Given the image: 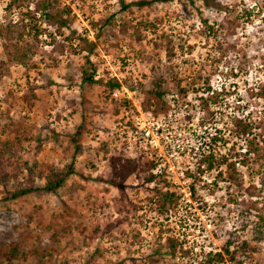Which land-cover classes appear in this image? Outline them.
Returning a JSON list of instances; mask_svg holds the SVG:
<instances>
[{"label": "rangeland", "instance_id": "374dc122", "mask_svg": "<svg viewBox=\"0 0 264 264\" xmlns=\"http://www.w3.org/2000/svg\"><path fill=\"white\" fill-rule=\"evenodd\" d=\"M9 1L0 142L14 145L0 163V264H203L226 242L234 259L218 264H264V0H59L65 27L39 0ZM156 80L164 109L153 113L145 92ZM214 133L215 156L236 172L199 165L200 138ZM112 157L134 164L119 187ZM166 191L176 207H162ZM168 238L182 245L173 257Z\"/></svg>", "mask_w": 264, "mask_h": 264}, {"label": "trees", "instance_id": "16d2710c", "mask_svg": "<svg viewBox=\"0 0 264 264\" xmlns=\"http://www.w3.org/2000/svg\"><path fill=\"white\" fill-rule=\"evenodd\" d=\"M19 1L20 0H10L7 4V7L8 8L11 6L20 7ZM39 1L40 2L37 4V7H39L38 9H39V11H40V13L44 19H46L49 22H52L53 24L55 23L56 25H59L60 27L67 26V18L64 20H62L60 18V15L62 13L64 14L65 11L63 9H60L59 0H39ZM203 1H207V0H203ZM137 5H142V3H138ZM127 6L128 5H126L125 7H127ZM33 29L36 31V33H37L36 37H37L39 34L37 26H34ZM0 38L3 39L4 41H10L12 39L11 29L8 28L7 26L2 28V30H0ZM16 48H17V50H16V52H14L15 56L12 55V57H13L12 59L17 60L19 62H23L27 53H25V51H24L23 57L17 58L16 55H18V47H16ZM90 51L91 50L89 49V52ZM86 61H88V60H86ZM82 73L84 75L83 80H85L89 83L94 82L93 74L86 75L85 70H83ZM108 84L110 85L111 88L120 87L119 84H117L113 81H110ZM164 94H165V90H164V88H162L160 82L157 80L154 81L152 88H150L149 90H147V92H145V96H146L145 98H146V102L148 104L147 108L151 109V111L153 113H158V112L162 111L164 109V103L162 102V97ZM203 112L205 114V116H204L205 118H209V116L211 115L209 108L206 106H203ZM205 133H207L206 130H205V132H203V134H205ZM209 135L210 136L207 135V136L200 138V139H203V142L201 143V145L204 144L205 149L201 150V152L199 153V155H200L199 156V165H201V164L204 165V172H210L211 170L218 169V167L221 165H226V172H236V167H235L234 162L228 161L227 155H220L219 154V155L215 156V154H214L215 150L212 147L219 140H217L218 138L216 137L215 133L209 134ZM13 145H14V143L12 144L8 141L0 142V163L3 161H9L8 158H5L6 157L5 155H7L11 152V150L13 149ZM201 145H199V147H201ZM238 156L242 157V156H245V154H239ZM238 163H240V164L244 163L245 164V162H244V160H242V158H239ZM109 168H110L112 176L114 177V180L111 181L110 183L116 187H119L121 185V183L132 173V171L134 169V164H133V162H131L129 160H122L120 158L112 157L109 160ZM220 171L221 170H219L217 172V174H220L221 173ZM27 172H28V175H31V170H28ZM72 172H73V170H72V168H70L68 170V172L66 174H64L63 176H60L59 174L55 173V174H53L54 177H46L44 190L54 193L64 183L65 178H66L65 175H69ZM217 177L219 178L220 176L217 175ZM151 179L152 178H149L148 180H151ZM193 183L194 182H192V185H193ZM32 191H33L32 186H26L23 188H18L11 194V197L16 198L19 196H23L27 193H30ZM189 194H190V198L193 199V195H194L193 186L192 187L190 186ZM161 196L163 197L162 207H164L166 204L173 205V207H176L179 203L177 195L175 194V192L166 191V192L162 193ZM168 241H169V244H168L169 247H168L167 253L169 256L173 257V256H175L177 249H181L182 245L178 244L176 241H173V240L170 241V238H168ZM242 244L244 246L246 245L245 242H243ZM230 247H231V244L229 242H226L223 246V249L220 251H216V252L208 251L205 254L202 252L203 264H218L219 262L224 263L225 262V258H224L225 256L229 258L228 259L229 261H232L234 259V257L232 256V252L230 251ZM243 249H244V247H243ZM6 261H7V263H5V264H10L11 257L10 256L7 257ZM237 263H241V261H238Z\"/></svg>", "mask_w": 264, "mask_h": 264}, {"label": "built area", "instance_id": "2783aa9c", "mask_svg": "<svg viewBox=\"0 0 264 264\" xmlns=\"http://www.w3.org/2000/svg\"><path fill=\"white\" fill-rule=\"evenodd\" d=\"M146 135H148V133H146Z\"/></svg>", "mask_w": 264, "mask_h": 264}]
</instances>
